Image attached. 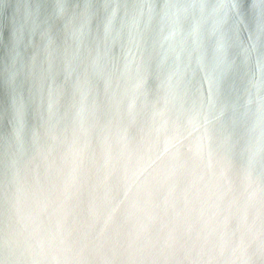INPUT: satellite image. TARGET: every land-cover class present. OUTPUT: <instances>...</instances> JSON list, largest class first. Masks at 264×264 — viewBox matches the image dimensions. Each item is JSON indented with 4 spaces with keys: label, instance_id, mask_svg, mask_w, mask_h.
I'll list each match as a JSON object with an SVG mask.
<instances>
[{
    "label": "water",
    "instance_id": "95a60500",
    "mask_svg": "<svg viewBox=\"0 0 264 264\" xmlns=\"http://www.w3.org/2000/svg\"><path fill=\"white\" fill-rule=\"evenodd\" d=\"M0 264H264V0H0Z\"/></svg>",
    "mask_w": 264,
    "mask_h": 264
}]
</instances>
